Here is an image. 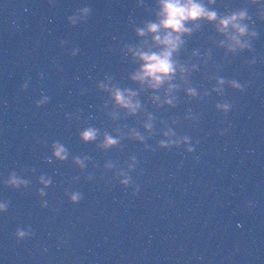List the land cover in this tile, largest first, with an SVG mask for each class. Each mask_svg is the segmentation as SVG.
<instances>
[{"label":"water","instance_id":"obj_1","mask_svg":"<svg viewBox=\"0 0 264 264\" xmlns=\"http://www.w3.org/2000/svg\"><path fill=\"white\" fill-rule=\"evenodd\" d=\"M156 5L157 0H0V202H10L0 213V264H264L261 6L247 0L210 5L221 14L248 8L249 27L258 32L252 51L229 53L220 46L226 38L203 22L184 37L178 56L198 70L187 83L177 75L176 108H158L150 98L163 100L164 89L154 93L130 79L140 63L126 47L145 39L151 44V36L140 37L135 29L155 19ZM84 7L90 17L73 27L67 18ZM218 77L237 80L245 91L226 82L223 94L213 92ZM100 83L137 91L140 112L128 116ZM188 87L198 95L187 96ZM43 95L50 102L38 108ZM225 101L232 106L227 116L215 107ZM149 113L156 119L147 149L126 138L110 150L98 147L105 132L127 137L135 127L148 137L143 125ZM87 127L100 132L94 143L80 139ZM167 127L174 129L173 139L189 136L190 142L160 149ZM55 141L69 150L67 161L52 156ZM192 145L195 151L188 153ZM77 156L89 157L83 169L73 163ZM109 162L111 169L105 167ZM13 171L29 185L6 187ZM121 172L134 181L127 188ZM41 176L51 178V186L44 188ZM74 191L83 195L78 204L69 200ZM45 201L47 208L41 206ZM29 227L34 235L18 242L17 228Z\"/></svg>","mask_w":264,"mask_h":264},{"label":"clouds","instance_id":"obj_2","mask_svg":"<svg viewBox=\"0 0 264 264\" xmlns=\"http://www.w3.org/2000/svg\"><path fill=\"white\" fill-rule=\"evenodd\" d=\"M250 5H260L259 19L264 21V0H247ZM143 3V0H141ZM217 0H157L156 11L154 13L155 19L145 21L143 27H137L136 33L140 37L151 36V44L145 39L142 44L136 47H129V51L133 53L134 59L140 63L139 69L134 72L130 79L138 83L142 88L147 87L154 93L164 89V99L161 100L159 95H153L150 99L158 108H163L165 105L176 108L177 97L173 96V92L180 90V85L174 83L179 74V78L182 82H188V76L193 71H197V66L192 65L189 69L187 65L178 59L179 53L185 44L184 37L191 36L195 31L199 30L203 22L215 26V31L223 35L226 39L220 42L221 47L227 48L229 53L236 55L238 52L252 51V41L258 38V32L251 30L249 25L253 23L252 16L249 15L248 8H241L238 10H226L223 14L218 12L215 8H210V5H216ZM91 15V9L84 7L79 9L76 14L70 15L68 23L73 27L87 22ZM65 42L61 41L63 45ZM156 49V50H153ZM78 49H73L71 55L76 56ZM194 55H198V52H194ZM210 55V53H209ZM252 63H255L253 60ZM43 79V74H41ZM109 84H111L112 78L109 77ZM228 82L231 87L238 91L244 92L245 87L237 80L226 81L225 78L218 77L217 84L220 87L213 88V92L220 94L224 93L223 85ZM100 83L99 88L103 91L110 93L111 99L114 101L115 106L124 110L128 116H136L141 108L142 103L138 98L139 93L131 89H122L118 85ZM165 85L167 87L165 88ZM28 82L22 85V90H27ZM186 95L189 97H196L198 95L197 89L194 87H188ZM209 95V93H205ZM50 102V98L47 95H43L41 99L36 101V107H41ZM107 106V105H105ZM216 109L220 110L227 116L231 111V104L227 101L217 103ZM148 122L143 125L144 129L150 134L148 137L142 135L135 127L131 128L127 137L117 136L114 137L111 134L105 132L103 142L98 145L99 148L104 150H110L112 148L119 147L122 139H131L144 144L145 149L149 147L145 143L147 139H150L151 135H154V121L156 117L149 113ZM177 121L174 119L173 123ZM160 123L165 124L164 120H160ZM126 127V126H125ZM119 131V130H118ZM226 131V130H225ZM224 133L222 132L221 135ZM82 142L94 143L100 136V132L97 128L87 127L79 133ZM163 137L158 141V147L162 150H171L172 148H180L181 144H188L190 142L189 136L176 137V133L173 128L167 127V130L163 132ZM199 144V141H196ZM196 145H192L187 148L188 153L195 151ZM52 156L60 162H65L70 156L69 150L59 141H55L51 145ZM154 150V149H153ZM48 162H52V158H47ZM88 156H84L83 160L77 156L73 158V163L78 165L81 169L84 168V161L88 160ZM133 161H136V157H132ZM106 168H113L114 165L109 162ZM129 171H131L134 165H129ZM119 175L124 176V179L120 183L127 188L130 184L134 183L132 177L127 173L121 172ZM92 179L91 174L87 177ZM78 179V178H77ZM29 181L21 179L13 171L9 178L5 181V186L13 189H19L21 186L27 187ZM40 183L44 185V188H48L52 184L51 178L40 177ZM139 193V187L136 186L133 195ZM40 196H45L46 193L43 189L39 191ZM83 199V195L80 192H72L69 200L72 204H78ZM8 201L0 202V213L7 212L9 208ZM43 208H47L48 204L45 201L42 205ZM251 206L250 204L248 205ZM34 235L31 227L27 230L17 228L15 232L16 240L23 241L27 238H31Z\"/></svg>","mask_w":264,"mask_h":264}]
</instances>
